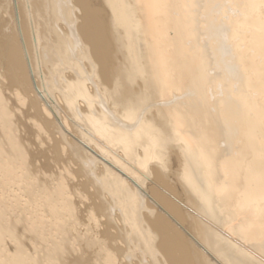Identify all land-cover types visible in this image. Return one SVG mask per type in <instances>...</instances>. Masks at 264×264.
Wrapping results in <instances>:
<instances>
[{"label": "bare ground", "instance_id": "6f19581e", "mask_svg": "<svg viewBox=\"0 0 264 264\" xmlns=\"http://www.w3.org/2000/svg\"><path fill=\"white\" fill-rule=\"evenodd\" d=\"M251 14L263 36L264 0H0V264H264Z\"/></svg>", "mask_w": 264, "mask_h": 264}, {"label": "rangeland", "instance_id": "374dc122", "mask_svg": "<svg viewBox=\"0 0 264 264\" xmlns=\"http://www.w3.org/2000/svg\"><path fill=\"white\" fill-rule=\"evenodd\" d=\"M8 6V5H7ZM7 6H5V7H7ZM21 6V5H20ZM10 9H12L10 6H8L7 7V10H9V11H6V13H7V15H11L12 16V13L11 12H13L12 10H10ZM5 10H6V8H5ZM21 11H22V14H23V10L21 9ZM10 12V13H9ZM6 15V17H4L5 16V14L3 13L2 15H1V17L3 18L4 17V19L5 20H7V21H9V19L11 18V17H9V16H7ZM252 15L253 14H251V15H249V16H247V18H246V25H249V26H251L250 27V29H255V30H253V32H251V34H249V32H247V33H244L243 32V34H241L242 35V37L239 39V46H240V48H241V50L242 51H245V52H243L242 54L244 55V59H246L245 61H247V63H249L252 67H253V72L252 73H250V72H247L249 75H250V77H252L251 79H250V84H251V88H252V96L254 97V98H256V99H259V104L258 105H260V106H258V108L260 109L263 105H264V76H262V75H264V50H263V48H264V43H263V40H264V35L262 36V31H260V29H259V27H257V25L259 26V22H260V20L258 21V18L259 17H257V15H254L253 17H252ZM8 17V18H7ZM249 21H248V20ZM11 22V21H10ZM249 22H251V23H249ZM255 22V23H254ZM257 23V24H256ZM12 24H13V26H14V22L12 21ZM254 24H256L255 26L257 27V28H255V26H254ZM248 26V27H249ZM257 30V31H256ZM261 33V34H260ZM249 34V35H248ZM250 37V35H251V37L249 38L248 36ZM258 35V36H257ZM252 36H253V38H252ZM258 37V38H257ZM259 38H263V39H259ZM253 39V40H252ZM255 40V41H254ZM258 40V41H257ZM259 40H261L260 41V43H262V44H260L259 43ZM258 43H259V45H258ZM262 45V46H261ZM263 50V51H262ZM245 53H246V56H245ZM246 57V58H245ZM251 61V62H250ZM252 63V64H251ZM255 64V65H254ZM263 65V66H262ZM259 66V67H258ZM262 67V68H261ZM256 68V69H255ZM260 71H263V72H260ZM259 73V74H258ZM261 73V74H260ZM263 78V79H262ZM262 82V83H261ZM15 104H16V102H15ZM22 107V108H21ZM19 108H21V110L19 109ZM263 108H264V106H263ZM16 109H19V110H16ZM23 109H24V111L26 110V107H23V106H17L16 105V108H15V110L17 111V112H19L20 111V113H17V112H15L14 113V115L16 116V118H19V119H21L22 118V120H23ZM19 116H18V115ZM20 114H21V118H20ZM18 116V117H17ZM259 124V123H258ZM30 125V124H29ZM29 125H28V127H29ZM34 127L35 126H33L32 124L30 125V137L28 136L27 137V140H24L25 142H28V144H30V145H27V143H25L27 146V148L29 149V151H33V149L35 150V148H39V147H41V150H46L47 148H50L51 147V145L52 144H50V143H52V142H50V140L49 139H47V138H49L48 136H46V137H44L46 134L44 133V132H41V130H39L38 128H36V130L34 129ZM260 127V126H259ZM258 128V127H257ZM258 130H260V129H258ZM20 131L22 132V134H23V127H21L20 128ZM20 132V133H21ZM34 132V133H33ZM42 133V134H41ZM22 134H21V137H22ZM36 134H38L37 136H35ZM39 134H40V136L41 135H44V136H41V138H38V136H39ZM31 136L33 137V139L31 138ZM44 137V138H43ZM57 137V136H56ZM35 138H36V140H35ZM38 138V139H37ZM42 138H43V142H42V145H44V147H42V145L41 146H39L38 147V144H41V142L40 141H42ZM46 138V139H45ZM41 139V140H40ZM29 141H31V142H29ZM35 141L37 142L36 144H34L35 143ZM48 141V142H50L49 144H47L46 142ZM45 143V144H44ZM35 145V146H34ZM48 145V146H47ZM29 146V147H28ZM30 146H32V147H30ZM47 146V147H46ZM61 146V145H60ZM43 148H46V149H43ZM30 149H32V150H30ZM65 150H64V152H61V150L63 151V149H59V152H61V154L63 155V156H61L63 159H65V157L68 155V152L70 151L68 148H64ZM36 151V150H35ZM68 151V152H67ZM66 152H67V154H66ZM64 153V154H63ZM50 155V154H49ZM48 155V156H49ZM66 163V162H65ZM72 167V166H71ZM73 168V167H72ZM73 169H74V171H73ZM73 169H71L70 168V170H69V173L71 174V172H72V174L70 175V174H68L69 175V177H72L73 178V181H72V178L71 179H68L67 180V182L68 181H70V182H68V184L69 185H71V183H72V185H74V184H79V183H81V181L83 180V178H81L79 175H78V177H79V180H78V178H77V175H76V167L75 168H73ZM74 173V174H73ZM66 174V179L68 178V175H67V173H65ZM74 178H75V180H74ZM82 179V180H81ZM81 180V181H80ZM72 181V182H71ZM78 181H80V182H78ZM80 186H77V188H79ZM80 190V191H79ZM86 192H88L87 194H86ZM81 195H80V194ZM78 194H79V197H80V199L81 198H83V196L84 195H86V196H84V198H86L87 197V201H88V198H89V196L92 194V189H90V190H88V188L86 189V190H81L80 188L78 189ZM84 194V195H83ZM87 195H89V196H87ZM177 198L174 200V202L178 205V206H180V208L181 209H183V207H181V204L180 203H182V201L178 198V196H176ZM84 198L82 199V201H83V203L85 202V204H87L88 202L85 200L84 201ZM91 198V197H90ZM87 202V203H86ZM77 203V202H76ZM186 234V233H185ZM195 244V243H194ZM194 247L196 248V249H198V247H197V245L195 244L194 245Z\"/></svg>", "mask_w": 264, "mask_h": 264}]
</instances>
